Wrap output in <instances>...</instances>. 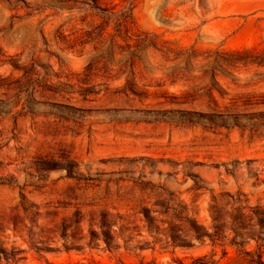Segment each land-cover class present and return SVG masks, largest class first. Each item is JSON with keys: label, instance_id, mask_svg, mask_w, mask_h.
Returning a JSON list of instances; mask_svg holds the SVG:
<instances>
[{"label": "rangeland", "instance_id": "rangeland-1", "mask_svg": "<svg viewBox=\"0 0 264 264\" xmlns=\"http://www.w3.org/2000/svg\"><path fill=\"white\" fill-rule=\"evenodd\" d=\"M260 250L264 0H0V264Z\"/></svg>", "mask_w": 264, "mask_h": 264}, {"label": "trees", "instance_id": "trees-1", "mask_svg": "<svg viewBox=\"0 0 264 264\" xmlns=\"http://www.w3.org/2000/svg\"><path fill=\"white\" fill-rule=\"evenodd\" d=\"M193 228L196 230L197 238H201L202 236H205L206 234H209L207 231H204L201 229L200 226L193 223ZM246 254H249L248 251ZM184 264V263H179ZM190 264H215L214 260L211 258V256L207 255H201L193 258L192 262ZM248 264H264V250H260L257 252V254L254 256H251L249 259Z\"/></svg>", "mask_w": 264, "mask_h": 264}]
</instances>
